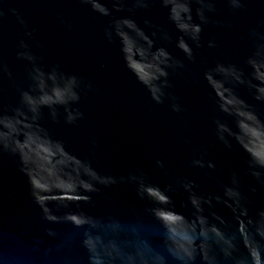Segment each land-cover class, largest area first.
Instances as JSON below:
<instances>
[{"label": "water", "instance_id": "obj_1", "mask_svg": "<svg viewBox=\"0 0 264 264\" xmlns=\"http://www.w3.org/2000/svg\"><path fill=\"white\" fill-rule=\"evenodd\" d=\"M0 264H264V0H0Z\"/></svg>", "mask_w": 264, "mask_h": 264}]
</instances>
